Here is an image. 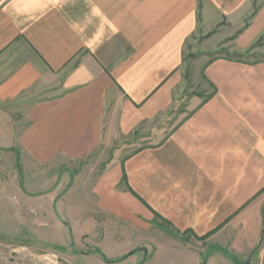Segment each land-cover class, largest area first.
Returning a JSON list of instances; mask_svg holds the SVG:
<instances>
[{
    "label": "crops",
    "instance_id": "obj_1",
    "mask_svg": "<svg viewBox=\"0 0 264 264\" xmlns=\"http://www.w3.org/2000/svg\"><path fill=\"white\" fill-rule=\"evenodd\" d=\"M198 36L201 53L263 36L262 56L206 59V95L168 136L72 177L103 235L145 263L164 246L192 264H264V0H0V117L23 116L11 124L33 163L85 160L175 105Z\"/></svg>",
    "mask_w": 264,
    "mask_h": 264
},
{
    "label": "rangeland",
    "instance_id": "obj_2",
    "mask_svg": "<svg viewBox=\"0 0 264 264\" xmlns=\"http://www.w3.org/2000/svg\"><path fill=\"white\" fill-rule=\"evenodd\" d=\"M262 38L244 52L232 50V37L204 53L200 52L199 45L202 36L196 41L190 40L184 55V84L176 93L175 105L140 124L136 132L119 135L110 144H101L85 160H59L60 163L50 165L33 163L17 148L15 141L20 129L11 124L13 121L21 125L25 119L19 114L4 116L2 120L1 115L0 264H192L184 257L179 256L181 260H177V252L164 246L156 247L160 249L161 258L145 263L143 254L136 251L137 246L104 236L93 220L98 222L100 216L93 215L92 206L87 202L89 198L80 189V180H74L72 176L82 165H86L91 174H98L112 162L121 161L135 150L163 140L204 99L206 94L200 80L204 61L216 56L258 59L262 55L253 49ZM72 178L74 187L66 193ZM115 232L119 233V230ZM151 248L155 247L149 246ZM130 250H135L134 254L126 257ZM168 256L169 260H166ZM249 263L263 264L246 261Z\"/></svg>",
    "mask_w": 264,
    "mask_h": 264
},
{
    "label": "trees",
    "instance_id": "obj_3",
    "mask_svg": "<svg viewBox=\"0 0 264 264\" xmlns=\"http://www.w3.org/2000/svg\"><path fill=\"white\" fill-rule=\"evenodd\" d=\"M134 132H136V131H134ZM96 251H98V250H96Z\"/></svg>",
    "mask_w": 264,
    "mask_h": 264
},
{
    "label": "built area",
    "instance_id": "obj_4",
    "mask_svg": "<svg viewBox=\"0 0 264 264\" xmlns=\"http://www.w3.org/2000/svg\"><path fill=\"white\" fill-rule=\"evenodd\" d=\"M249 264H251V263H249Z\"/></svg>",
    "mask_w": 264,
    "mask_h": 264
}]
</instances>
